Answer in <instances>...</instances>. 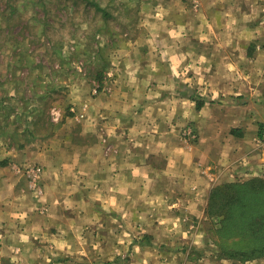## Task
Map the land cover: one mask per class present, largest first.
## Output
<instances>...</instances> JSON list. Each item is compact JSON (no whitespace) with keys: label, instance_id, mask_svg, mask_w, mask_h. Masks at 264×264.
Segmentation results:
<instances>
[{"label":"crops","instance_id":"obj_1","mask_svg":"<svg viewBox=\"0 0 264 264\" xmlns=\"http://www.w3.org/2000/svg\"><path fill=\"white\" fill-rule=\"evenodd\" d=\"M240 6L138 3L98 92L79 86L70 95L86 113L65 115L53 134L22 147L11 141V177H0V264H264V256L226 255L192 224L214 187L264 175L256 143L264 23L241 24ZM184 125L191 135L180 133ZM37 166L32 182L26 171Z\"/></svg>","mask_w":264,"mask_h":264},{"label":"rangeland","instance_id":"obj_2","mask_svg":"<svg viewBox=\"0 0 264 264\" xmlns=\"http://www.w3.org/2000/svg\"><path fill=\"white\" fill-rule=\"evenodd\" d=\"M239 1L238 13L244 19L241 24L246 23L248 17L256 23H264V0ZM249 1L259 8L252 10L253 7L247 5ZM139 2L141 0H0V177H11V141L22 147L27 142L37 141L41 133L53 134L65 115L74 116L79 110L86 113L85 106L79 109L71 102L70 95L77 94L79 86L91 87V94L94 88L100 89L112 65L111 55L119 43L117 38L127 24L134 23ZM189 44L194 50L205 48L203 43ZM253 45L249 44L247 53ZM100 71L103 73L101 83L97 74ZM259 78H263L262 74ZM245 92H240L235 100L242 102L248 97ZM214 99L224 98L216 96ZM187 127L184 125L180 133ZM225 127L221 129L227 132ZM197 140L191 137V142ZM204 140L212 139L207 136ZM218 171L215 167L209 169L211 173ZM236 178L242 182L264 179V175L253 173ZM192 224L202 228L207 242L220 240L216 232L217 218L207 217L205 213ZM121 261L124 262L113 259L110 263L121 264Z\"/></svg>","mask_w":264,"mask_h":264},{"label":"trees","instance_id":"obj_3","mask_svg":"<svg viewBox=\"0 0 264 264\" xmlns=\"http://www.w3.org/2000/svg\"><path fill=\"white\" fill-rule=\"evenodd\" d=\"M97 74L101 83L103 73ZM197 100L198 109L203 101ZM233 132L237 135L239 129ZM205 213L217 218L216 232L226 255L240 259L264 256V179L217 185L210 192Z\"/></svg>","mask_w":264,"mask_h":264},{"label":"built area","instance_id":"obj_4","mask_svg":"<svg viewBox=\"0 0 264 264\" xmlns=\"http://www.w3.org/2000/svg\"><path fill=\"white\" fill-rule=\"evenodd\" d=\"M97 92H98V90L96 88H94L92 90L93 94H96ZM183 135H191L190 129L189 128L184 129ZM256 143L259 146L264 145V126L261 127V130L258 134V137L256 138ZM41 170H42L41 167L37 166V167H34L32 169H28V171H26V173L28 176H30L32 178V182H36L37 176L39 175Z\"/></svg>","mask_w":264,"mask_h":264}]
</instances>
